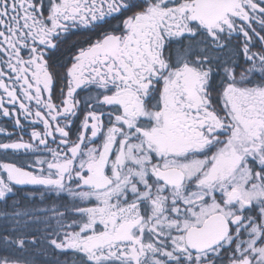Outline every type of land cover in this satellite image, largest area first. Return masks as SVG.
<instances>
[{"label":"snow or ice","instance_id":"obj_1","mask_svg":"<svg viewBox=\"0 0 264 264\" xmlns=\"http://www.w3.org/2000/svg\"><path fill=\"white\" fill-rule=\"evenodd\" d=\"M0 121V264H264V0H0Z\"/></svg>","mask_w":264,"mask_h":264},{"label":"flooded vegetation","instance_id":"obj_2","mask_svg":"<svg viewBox=\"0 0 264 264\" xmlns=\"http://www.w3.org/2000/svg\"><path fill=\"white\" fill-rule=\"evenodd\" d=\"M77 39H78L77 36H73V37H72V40H77ZM70 43H71V41H70ZM0 126L8 127L9 131L12 130L11 125L8 124V123L5 122V121H0ZM26 138H27V137H26ZM3 140H5V138L2 137V136H0V141H3ZM36 199H38V197H36Z\"/></svg>","mask_w":264,"mask_h":264},{"label":"rangeland","instance_id":"obj_3","mask_svg":"<svg viewBox=\"0 0 264 264\" xmlns=\"http://www.w3.org/2000/svg\"><path fill=\"white\" fill-rule=\"evenodd\" d=\"M0 226H3V218H0Z\"/></svg>","mask_w":264,"mask_h":264}]
</instances>
